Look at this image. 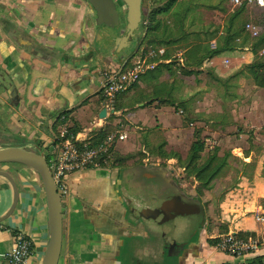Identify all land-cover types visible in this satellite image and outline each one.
Listing matches in <instances>:
<instances>
[{"label":"crops","instance_id":"obj_1","mask_svg":"<svg viewBox=\"0 0 264 264\" xmlns=\"http://www.w3.org/2000/svg\"><path fill=\"white\" fill-rule=\"evenodd\" d=\"M169 13L159 16L166 17L167 25L162 24L155 33L158 41L169 42L160 47L166 49L168 57L154 60L155 68L117 98L111 113L105 109L100 91L103 72L121 67L130 53L123 59H102L98 55L95 16L87 2L0 0V147L20 146L47 153L50 143L64 134L88 142L107 127H119L127 136L113 148L109 168L69 177L70 194L61 199L58 264H139L142 254L152 257L151 264H160L156 262L159 254L169 255V260L161 264H247L264 257V223L257 220L264 216V205L260 204L264 200V157L257 165L260 170H256L255 186L234 190L230 203L228 198L217 204L216 209L222 211L214 220L221 226V233L217 229L203 237L208 233L207 222L198 242L191 239L184 244H167L161 250L154 242L145 247L150 243L137 217L140 206L133 200L132 189L136 187L117 185L125 166L121 163L135 156L141 161L178 162V158H166L175 153L184 163L196 132L204 143L202 155L217 148L219 159L228 163L236 154L247 167L253 166L256 158L250 148L251 133L246 151L241 147L224 151L218 146L222 140L238 146L246 133L253 132L257 137L256 130H264V87H257L251 73L243 70L255 62L257 55L248 43L242 45L236 39L226 51L207 56L209 51L223 47L225 29L222 17L218 18L223 14L219 8L212 9V17L195 28L194 36L191 29L177 31L169 22ZM193 69L198 75L186 73ZM102 111L104 117L100 116ZM174 111L179 112L185 127L180 135L170 129L175 123ZM188 116L198 122L192 123ZM192 125L197 127L185 130ZM234 131L239 133L238 138L230 137ZM180 137L188 144L184 158L177 149ZM168 146L175 148L166 150ZM6 170L13 175L16 187L0 176V220H4L0 223V264L12 250L16 233L26 235L33 243V255L25 264H41L49 238L41 179L25 166L15 164ZM141 170L161 175L172 184L179 176L157 168ZM149 195L153 197L152 191ZM202 208L206 221L213 220V206H208V214ZM230 234L247 236L246 240L256 243V249L240 256L223 252L218 243ZM169 245L172 253L168 252Z\"/></svg>","mask_w":264,"mask_h":264},{"label":"rangeland","instance_id":"obj_2","mask_svg":"<svg viewBox=\"0 0 264 264\" xmlns=\"http://www.w3.org/2000/svg\"><path fill=\"white\" fill-rule=\"evenodd\" d=\"M164 5H166V1L164 2V0L163 1L143 0L142 3L143 24H142V32L140 34L141 37L140 40L143 39V42L146 39L145 38L146 29L148 24H150L151 18H154L156 21L158 20L160 21V23H164L167 25L166 17L168 13L165 14L166 15L165 19L159 17L162 16V14L157 15L156 13L157 10L160 7H163ZM215 8H219L223 13L222 15L218 16V18L222 17L224 29L228 28V24H229V25H233L234 29L238 28L240 30V28L244 27L246 24L252 23L258 28L260 36L264 37V8H258L255 6L237 8L232 5L230 0H175L174 6L172 5L169 10L171 14L169 13L170 16H168V19L171 25L174 24L176 26L177 31H180V29H184V28L187 29V31L191 29L192 31L190 32V34L192 33L191 35L194 36L196 35L195 32H197L195 28L203 25L207 17H212L210 13L212 12V9L214 10ZM237 11H239V14L234 15ZM233 16L235 18L233 19L234 23L232 24L230 19ZM177 31L176 33L178 34L179 32ZM100 38H102V33H99L96 36L95 42L98 43L99 42L98 40ZM178 40L179 37L177 36V41ZM253 42H254L253 40H250L248 38L247 43L250 49H252ZM142 46L143 45L139 46L138 44L136 49L130 55H128V57H130L131 60L135 61L136 57H138L140 53L147 54L149 51L145 52ZM262 49L259 50L258 55L255 58V62L253 63L262 64L264 62V54H262V56L259 55ZM245 67L246 68H244L243 70L249 73L250 71L248 70L247 66ZM197 69L191 70L192 73L198 75ZM174 112L176 116L174 120L175 123H172L170 125V129L175 130L177 133L176 135H180V133H185V131L183 130L185 127L182 126V119L179 118L181 117L179 112L178 111H174ZM188 117L189 119L191 118V116ZM190 120L192 121V123L198 122L197 119L193 117ZM192 126L193 127L188 126L187 127L188 129L185 130H189L197 127L195 125ZM250 133L253 136V139L250 138V142H251L250 148L251 151L256 155V158H254L253 166L251 167L245 166L244 163L246 162L242 160V157L239 158L236 154H234V156L229 159L227 163V167H225L221 175H219V177L213 180L212 184L210 185V189L205 190L204 192H203V188L199 185V183L195 181L194 175L189 174L188 176L187 172L184 171V169L182 168L184 166V163L182 162H176L173 160H170L168 162L157 161V160L141 161L137 156H135L130 161L121 163L126 166V167L123 166V168H121L122 174L123 176L124 175L127 176L126 178L124 177L122 178L123 185L136 187V189L132 188L135 191L133 200L135 201L136 205L140 206L139 214H141L142 217L139 216V214L138 216L137 215L136 216L138 218L139 217L141 218L140 219L141 223L144 226V229L146 230V235H148L147 242L150 243L145 245V247L148 248L149 246H152L154 242L155 246L156 244H160V250H161L163 245H167V244H173V243L184 244L191 241V239H193V241L195 240L198 242V239L199 237H201L203 233V229L205 228L207 222H208V231H207L208 233L203 237L210 236L212 231L217 229L220 232L221 226L217 225V221L214 220V218L217 219L219 213L222 211L216 209V207L218 206L217 204L226 202L228 198L230 203V201L232 200V198L229 197L231 195V192H233L234 190H244L249 187L252 188L256 184L255 182L256 180L255 175H257L256 170L258 171L260 170L259 166L264 157V130L263 129L256 130L257 137H254L253 132L246 133L244 139L242 140L243 142L238 146H236L235 144H231L232 142H230L229 140H222L221 144L218 146L219 150H224V151L228 149L233 150V148H237V147H241L244 151H246L247 149L246 143L247 140H249L248 136H250L249 135ZM230 135H231L230 137L232 138H235L236 136L238 138L239 133L234 131ZM178 139H180V144L177 146V149L184 158L188 144H186V142L184 141V137H180ZM174 148L175 146H170V147L168 146L166 147V150H174ZM235 153H239V152H235ZM207 155L208 154H204L203 158L204 157L206 158ZM257 165H259L258 168ZM0 166L1 169L6 170L7 168L12 169L13 167H15V164H7ZM114 166L116 167V165H113L112 168ZM127 167H131V168L128 169ZM141 167L155 168V169L157 168L159 170L165 171L167 174L172 173L173 171L175 174L179 175L177 178H175V180L177 184L176 188L181 192V194L198 201V203H200L203 207H205L207 214H208V209H207L208 206L210 205L213 206L212 208L213 218H211L213 220H210L209 218L206 221L205 218L203 222L204 224L200 228L199 236H195L193 233L192 234L190 233V231H192V228L195 227L197 220L189 217L188 214L180 210H176V209L168 210L164 204L165 202L164 195L160 196L158 194L153 197L149 195L151 191L147 190L148 186L147 183L145 182L146 180L143 181V179H140V176L138 174L139 172L138 170L142 169ZM91 172H94V170H89V174H92ZM240 174L245 176L244 179H240L239 176ZM181 175H184L185 178L179 180L180 179L179 177ZM249 178H251V180H249ZM154 181L157 182L158 187L165 188L166 180L164 178L155 179ZM241 183H243V185L239 186ZM258 186L261 185L258 184ZM199 191H202V193ZM154 192H152V194H154ZM260 204L264 205V200H261ZM163 217L167 219V223H159L156 221V218L159 219ZM153 237H157V238H153ZM146 252H148V250H146ZM161 255L162 254L158 255L156 262L159 261L161 264L169 260L168 254H165V256L163 257H161ZM151 258L152 257H149L146 254L145 255L142 254L139 264H151L150 263Z\"/></svg>","mask_w":264,"mask_h":264},{"label":"built area","instance_id":"obj_3","mask_svg":"<svg viewBox=\"0 0 264 264\" xmlns=\"http://www.w3.org/2000/svg\"><path fill=\"white\" fill-rule=\"evenodd\" d=\"M234 7H258L264 8V0H230ZM246 31L251 37H257L259 30L248 23ZM164 48L150 50L147 54L140 53L136 60L130 57L123 65L116 69H108L103 72L101 94L105 109L114 111L117 98L130 87L137 85L141 77L155 68L156 59L165 56ZM127 138L121 131L107 135L105 140L96 147H90L87 141H79L68 135L61 136L50 143L48 151L43 152L47 159L48 167L54 180L58 195L61 199L70 194L68 179L70 176L87 170H101L110 167L111 150L115 145ZM264 223V216L257 217ZM257 245L252 240L228 235L218 243V248L223 252L237 256L256 249ZM34 247L30 238L22 233H16L12 250L5 254L2 264H25L33 255ZM245 264V263H241Z\"/></svg>","mask_w":264,"mask_h":264},{"label":"water","instance_id":"obj_4","mask_svg":"<svg viewBox=\"0 0 264 264\" xmlns=\"http://www.w3.org/2000/svg\"><path fill=\"white\" fill-rule=\"evenodd\" d=\"M84 1L93 11L99 24L103 23L110 28H114L119 24L116 4L113 0ZM121 2L125 6L126 33L120 39V43L127 46L136 35L142 20V0H121ZM100 116L104 117L105 111H102ZM7 164L25 166L40 177L46 195L49 219V238L41 264H58L62 244L61 198L57 193L46 157L41 152L28 150L20 146L0 147V165ZM0 176L7 178L16 187L13 175L7 170L0 168ZM14 209L9 213V216L12 215ZM2 221L4 220H0V223ZM156 221L167 223V219L164 217L156 218Z\"/></svg>","mask_w":264,"mask_h":264},{"label":"trees","instance_id":"obj_5","mask_svg":"<svg viewBox=\"0 0 264 264\" xmlns=\"http://www.w3.org/2000/svg\"><path fill=\"white\" fill-rule=\"evenodd\" d=\"M165 1H166V5H164L163 7H160L157 10L156 12L157 15L158 14L164 15L166 13H169L171 6L172 5L174 6L175 0H164V2ZM238 14H239V11H237L234 15H238ZM234 18L235 17L233 16L230 19L232 24L234 23V20H233ZM162 24L164 23H160V21L158 20L156 21L154 18H151L150 24H148L147 29H146V37H145L146 39L143 42V46H142L145 52L154 50L156 48H160V47H163L169 44V42L167 43L166 40L158 41L155 35V33L157 32V30ZM246 25L244 27H241L239 30L238 28L234 29L233 25L228 24V28L225 29V34L221 40L223 43V47H219L217 51H209L207 53V56L208 57L215 56L222 51H226L228 48L232 47L231 42L236 39H239L242 45L247 44L248 38L254 41L252 44V49H251L253 54L258 55V52L260 49H262V47H263L262 50L264 52V37H261L260 33L257 37H254V38L251 37L250 34L246 31V28H245ZM167 57L168 55L166 51L165 56H163L162 59L167 58ZM157 60L158 59H156L155 61ZM247 68L251 73V76H252V79L255 85L260 88L264 87V62L262 64L252 63L251 65L247 66ZM180 70L181 72H183L182 68H180ZM186 73L193 74L192 71L190 72L187 71ZM135 86L136 85H134L133 87H130L128 90H126L121 95L127 93L128 91L133 89ZM116 131H120V128L119 127L118 128L107 127L105 129L98 130L95 133V137L91 139L90 141H88V143L90 144V147L98 146L105 140L107 135L111 133H115ZM73 133L75 134L76 132L73 131ZM203 151H204V143L202 142V140H200L199 133L196 132L195 139L190 146L187 158L184 161V166L182 168L184 169V171L187 172L188 176L189 174L194 175L195 181L199 183V185L203 188V191H204V190L210 189V185L212 184L213 180L221 173V171L224 169L227 163H226V159L221 160L217 157V149L208 153L206 158L205 157L203 158V155H202ZM112 153H113V150H111V155ZM167 156H170L172 158H178V162H183L180 160L179 155L175 153H170L169 155H166V158ZM199 192L202 193V191H199ZM238 237L242 239H246L247 236L243 234H238ZM247 264H264V257L255 258L251 260L250 262H248Z\"/></svg>","mask_w":264,"mask_h":264},{"label":"flooded vegetation","instance_id":"obj_6","mask_svg":"<svg viewBox=\"0 0 264 264\" xmlns=\"http://www.w3.org/2000/svg\"><path fill=\"white\" fill-rule=\"evenodd\" d=\"M116 4V9L118 13L119 18V24L115 26L114 28L107 27L103 23L99 24L96 21L94 23V29H95V38L99 33H102V38H100L97 44V53L101 56L102 59H106L109 57H115L119 58L124 55H127L128 53H132L136 47L138 46L140 40V34L142 32V24H143V16L142 20L139 26V29L137 30L136 35L134 38L130 41V43L125 46L124 44L120 43V39L124 37L126 33V21H125V6L121 2V0H113ZM143 3V0H142ZM143 13V8H142ZM123 59V58H122ZM138 174L140 176V179H143L147 183V186L149 189H152L151 191L154 192L153 196L155 195H164L165 196V206L168 210H180L186 214H188L189 217L194 218L197 220L195 227L192 228V231L190 233L194 234L195 236L200 235V228L203 226V222L205 220V215L203 208L198 201L191 199L189 197L184 196L181 194V192L176 188V184H172L171 182H168L166 180L165 182V188L158 187L157 182H155V179L163 178L161 175H158L156 173H149L144 170H138ZM120 178L117 180V185L120 187H124L123 185V174L121 171V174L119 175ZM154 179V180H153ZM131 210V209H130ZM139 213V211H136ZM136 213V214H137ZM168 252L172 253V247L171 245L168 246Z\"/></svg>","mask_w":264,"mask_h":264}]
</instances>
